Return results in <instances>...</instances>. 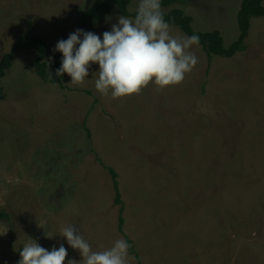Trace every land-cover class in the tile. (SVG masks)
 Wrapping results in <instances>:
<instances>
[{
    "label": "rangeland",
    "instance_id": "1",
    "mask_svg": "<svg viewBox=\"0 0 264 264\" xmlns=\"http://www.w3.org/2000/svg\"><path fill=\"white\" fill-rule=\"evenodd\" d=\"M96 1L0 0V59L27 32L53 55ZM138 2L130 0V12ZM240 2L162 10L182 9L195 31L218 30L227 46L238 35ZM119 16L112 10L91 31L102 36ZM245 45L210 60L193 46L198 63L182 82L116 99L95 89L98 65L83 85L68 75L51 84L35 73L36 55L18 50L0 78V208L11 216L0 221V230L9 225L0 264H17L30 238L49 250L64 243L65 264H82L58 234L68 224L81 227L93 251L126 234L129 264H264V17L250 19Z\"/></svg>",
    "mask_w": 264,
    "mask_h": 264
},
{
    "label": "clouds",
    "instance_id": "2",
    "mask_svg": "<svg viewBox=\"0 0 264 264\" xmlns=\"http://www.w3.org/2000/svg\"><path fill=\"white\" fill-rule=\"evenodd\" d=\"M197 34L173 35L162 0H139L133 17L120 15L111 30L98 35L92 31L76 29L67 39L59 40L54 51L62 54L60 67L55 75L70 76L74 85H83L93 65H98L94 73L95 89L101 95H111L113 99L139 93L149 83L157 90L182 82L198 63V57L191 51L199 45ZM93 73V74H94ZM51 78V73L48 74ZM39 227L45 228L38 223ZM0 230V235L7 233ZM56 232L45 231L52 239ZM58 234L66 239L73 250H77L82 264H129L132 259L129 249L132 245L121 237L111 247L93 251L77 224L64 226ZM19 250L17 264H65L68 249L64 243L53 245L51 249L41 246L30 238ZM79 261V262H80ZM66 264H77L69 258Z\"/></svg>",
    "mask_w": 264,
    "mask_h": 264
},
{
    "label": "trees",
    "instance_id": "3",
    "mask_svg": "<svg viewBox=\"0 0 264 264\" xmlns=\"http://www.w3.org/2000/svg\"><path fill=\"white\" fill-rule=\"evenodd\" d=\"M187 0H162V8L169 7L175 3H185ZM130 0H98L94 2L88 9L81 12L76 24L71 28L68 35L76 29H84L91 31L94 23L106 17L112 10H116L118 15L133 17L135 12L129 11ZM165 13V19L171 26L178 27L185 35L197 34L200 37L199 46L206 53L210 60L213 56H221L230 58L237 53L246 49L245 39L248 34L250 19L252 17H264V5L262 0H241L236 14L238 25V35L236 39L229 45L225 46L223 38L218 30L212 31H195L191 27L192 18L186 15L180 8H172ZM68 35L65 37L67 39ZM18 50H29L36 55L34 60V70L37 76L46 83L61 84L62 80L67 76L65 73L62 77L55 75L56 69L60 67L62 54L55 52L49 56V49L45 39L38 35L27 32L17 39L10 50L0 59V78L4 76L7 69L10 68L12 60ZM51 73L52 78L48 75ZM112 177L113 188L115 190L114 202L120 205L118 216V230L122 232L124 218L122 216L123 205L118 189L117 173L113 168H108ZM10 213L0 208V221L9 220ZM124 238L131 243V240L124 234ZM130 252L133 251L131 247Z\"/></svg>",
    "mask_w": 264,
    "mask_h": 264
}]
</instances>
